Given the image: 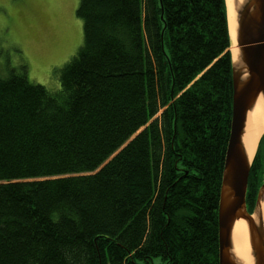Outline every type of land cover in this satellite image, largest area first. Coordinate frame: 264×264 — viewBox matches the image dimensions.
<instances>
[{"label": "trees", "instance_id": "obj_1", "mask_svg": "<svg viewBox=\"0 0 264 264\" xmlns=\"http://www.w3.org/2000/svg\"><path fill=\"white\" fill-rule=\"evenodd\" d=\"M75 15L57 90L25 66L0 77V264H218L225 1L79 0ZM263 179L264 131L249 212Z\"/></svg>", "mask_w": 264, "mask_h": 264}, {"label": "water", "instance_id": "obj_2", "mask_svg": "<svg viewBox=\"0 0 264 264\" xmlns=\"http://www.w3.org/2000/svg\"><path fill=\"white\" fill-rule=\"evenodd\" d=\"M234 13V41L238 51L236 58L231 59L230 131L217 216L218 264H243L234 256L231 244V229L239 219L248 228L251 264H264V222L260 208L264 182L257 191L252 212H249L246 190L252 159L242 142L248 111L259 97L264 100V0H234Z\"/></svg>", "mask_w": 264, "mask_h": 264}, {"label": "rangeland", "instance_id": "obj_3", "mask_svg": "<svg viewBox=\"0 0 264 264\" xmlns=\"http://www.w3.org/2000/svg\"><path fill=\"white\" fill-rule=\"evenodd\" d=\"M78 1L0 0V77L25 66L30 81L57 90V70L82 40V21L75 15ZM152 264L163 261L156 257Z\"/></svg>", "mask_w": 264, "mask_h": 264}, {"label": "bare ground", "instance_id": "obj_4", "mask_svg": "<svg viewBox=\"0 0 264 264\" xmlns=\"http://www.w3.org/2000/svg\"><path fill=\"white\" fill-rule=\"evenodd\" d=\"M226 7V17L228 32L231 40V56L236 58L238 51L234 41L235 13L234 0H224ZM264 129V100L259 97L255 105L248 111L246 116L245 130L242 136L244 149L250 159L254 156L257 141ZM262 211V220L264 222V195L260 205ZM231 244L234 256L243 264H251L249 232L246 223L242 220H236L231 229Z\"/></svg>", "mask_w": 264, "mask_h": 264}]
</instances>
